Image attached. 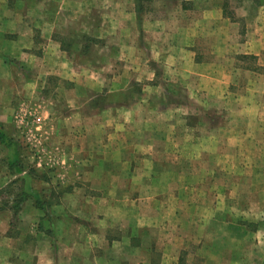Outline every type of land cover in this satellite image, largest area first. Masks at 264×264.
<instances>
[{"label": "rangeland", "instance_id": "obj_1", "mask_svg": "<svg viewBox=\"0 0 264 264\" xmlns=\"http://www.w3.org/2000/svg\"><path fill=\"white\" fill-rule=\"evenodd\" d=\"M262 2L264 0H228L225 10L234 21L239 19L242 20L241 23H246L244 16L247 15L246 18L251 19L249 14L255 15L257 12V19L264 22V6H258ZM49 3L50 0L40 4L42 12L38 13L40 17L36 18L38 17L36 10L39 8L36 0H0V124L19 144L26 172L34 171L31 184L33 188L41 192V198L47 207L46 210L38 207L31 196L17 207L20 192L25 183L9 168L6 161L7 148L0 143V207L4 210L13 209V213L11 212L13 216L9 217L11 225L5 235L13 240L16 252L31 256V258L20 259L15 255L6 258L5 261L7 264H129L125 257L124 247L118 248L121 254L116 260L101 258L103 255L110 254L111 247L110 243L103 241L104 236L118 238L124 231L121 229V223H114L113 226L107 225L108 221L105 219L108 217L104 204L108 203L107 200L111 197L121 198L123 202L133 197V195L115 192L110 194L111 187L103 189L105 184L110 186L111 182L110 179L103 178V175L110 169L108 167L110 157L116 158L121 152H131V149L117 148L115 150V147H109V145L88 149L85 144L89 133L99 132L97 127L99 123L105 129L104 132H100V138H110L109 113L104 109H109V106L116 101L124 105L130 95L126 92L112 93L111 80L114 74L106 71L105 68L101 75L96 74L97 78L90 76L94 69H97L95 62L102 61L106 65L109 63V60L102 58L109 54L102 48L111 39V34L105 26L107 33L102 35L94 36L87 33V30L84 35L70 34L67 36L70 38V47H73L75 43V50L78 48L77 54L84 55L79 60H85V71L82 72L78 67L77 70L80 71L75 70V75H73L74 79H83L78 90L82 95H75L78 94V91H75L77 80L56 77L58 75L54 74L51 65H48L47 60H43L45 45L39 27L41 24L37 23L39 19H47L44 10ZM174 4V0L148 1L146 2L147 9L140 18L141 20L145 17L148 19L161 18L166 11L173 9ZM4 14H6L5 17H2ZM21 15L27 17L29 26L34 25V30L32 34L23 35V40L19 42L21 40L19 30L25 26L18 22ZM97 21L99 20H88L86 28L89 29V23H99ZM241 26L239 25L240 40L245 37L243 36L245 28ZM72 29L78 30L77 26ZM21 48L24 51L19 50ZM21 53L23 59L18 57ZM231 57L230 60L234 59L239 66L253 68L261 66L257 69L264 74V49H262L261 56L253 53H237ZM153 66L160 71L157 77L165 80L162 66ZM151 68L152 66L148 69V74H145V81H149L146 76L152 73ZM119 70H123L121 73H124L126 67L121 66ZM245 74L240 75V81L234 84L228 92L231 95V107L245 106L248 108L249 111L244 116V126L246 135L253 138L255 146L236 145V142L241 139L231 136L234 139L232 141L234 145L221 147L217 139L223 137L220 129L232 127L226 119L228 115L225 114V116L220 111L226 103L211 102L212 100L207 99L203 92H191L181 85L179 94L166 96L170 107L169 112L165 115H151L148 122L160 126V134L162 133V138L167 142H170L168 139L174 140L179 136L183 140L187 139L188 142L193 139L199 140L201 145L170 147L167 144L159 148V151L166 155L163 164L157 159L152 163V156L157 158L156 152L151 151L152 155L150 153V155L143 156L144 149L137 148L135 152H131L136 160L128 165L131 174H126L128 167L123 170L119 165L116 167L115 171L120 173L118 181L125 185L126 178L129 176L128 185L130 187L139 189L150 187L153 188L155 195L158 192V189L156 190L158 184L164 185L167 190L179 188L182 195L178 201H182L184 209L185 205L190 202L199 204L205 198L210 200V196L203 193L213 188L214 196L212 197L215 198L216 205L223 199L222 205L229 204L233 208L231 209L233 214L237 213L236 205L238 204L241 206L240 212L246 218L253 219L254 222L264 219V80L252 89L255 74ZM137 75L142 76L140 73ZM90 78H94L96 82L99 81L98 85H92ZM100 81L105 85L103 86ZM137 83L133 80L128 89L139 90L141 86ZM124 90L126 91V88ZM72 95L75 96L72 97ZM261 95L262 97H257ZM113 107L119 106L113 104ZM251 108L255 110V113L250 111ZM95 125H97L96 131ZM210 135L217 139L219 145L216 146L215 143L208 145ZM260 138L262 141L258 144ZM151 149L156 151L158 147ZM212 155L214 164L210 166L209 159ZM142 156L147 163H141ZM216 167L218 169H215ZM162 170H166V175H160L161 178L158 179L156 173H161ZM176 170L179 172L178 175L173 174ZM213 170L216 179H211L209 176ZM222 171H227V178H223ZM112 182L114 185L117 183L116 180ZM222 184L228 188L225 192L220 188ZM79 196L91 199L101 197L103 198L101 199L102 205L94 211L89 206H85L84 209L77 207L76 200ZM165 200L169 205L177 201L173 195H165ZM175 210L176 208L173 212ZM81 211L87 214H82ZM143 213L149 214L150 217L154 215L152 211ZM177 213V220L174 219L173 213L171 214L170 225L166 226L167 229L163 228L162 231L158 229L154 232L162 235L163 242L159 245L152 243V234H150L146 236V243H139L137 251L147 249L151 254H156V246L164 244L165 249L179 252L180 244L173 242V234L178 228L176 224L183 218V213L179 211ZM125 215L124 210L123 216ZM89 219H94L93 223ZM256 225L263 228L261 233L264 240V224L256 223ZM138 233L140 235V232ZM188 242L185 249L181 250L184 252L181 253L184 264L193 262L194 259L189 258L188 253L193 252L197 246L191 244V241ZM8 244L6 243L5 246ZM167 263L175 264L176 260L170 259Z\"/></svg>", "mask_w": 264, "mask_h": 264}, {"label": "crops", "instance_id": "obj_2", "mask_svg": "<svg viewBox=\"0 0 264 264\" xmlns=\"http://www.w3.org/2000/svg\"><path fill=\"white\" fill-rule=\"evenodd\" d=\"M45 1L49 0H36L37 7H39L37 10L35 9L38 16L36 18L40 17L38 15L42 12L40 4ZM185 1L190 6L185 5L187 4ZM174 2L173 9L166 11L163 17L152 19L145 17L141 20L135 9L134 0H50L44 10L47 19L37 20V23L41 24L39 27L45 45V51L42 54L43 60H47L48 65H51L54 74L58 75L56 77L77 80L75 91L80 89V82L83 81V79L73 78L75 70L80 68L82 72L85 71L84 65L86 64L85 60H79L84 55L77 54L78 48L75 50L74 47L76 44L74 43L73 47H70V38L67 36L70 34L84 35L87 30V33L94 36L96 34L102 35L107 33L105 27L111 34L110 41L106 42L107 45L102 48L109 52V57L108 55L102 56V58L109 60V63L106 65L102 61L95 62L97 69H94L90 76L95 78L97 73L99 76L105 70L110 71L114 74L111 80L112 93L126 92L130 96L124 105L116 101L113 104L119 107H113L111 104L109 109H104L109 113L110 138H100V132H104L105 129L99 123L98 126H94L95 131L97 126L99 132L97 134L96 132L91 134V132L87 136L85 145L88 149H90L89 147L99 148L103 145H109V147H115V150L117 148L125 150L130 148L131 152H135V149L139 148L144 149L145 154L143 156L150 155V153L152 155L153 152L151 151L156 152L157 158L153 155L152 163L157 159L158 161L161 160L163 164L166 155L162 154L159 148L165 147L167 144L170 147L192 146L193 144L200 146L199 140L193 139L188 142L187 139L183 140L179 136L175 137L174 140L168 139L170 142H167L162 138V133L160 134V126L148 122L151 115H165L166 112H169L170 107L166 101V96L179 94L181 85L191 92H203L207 99L212 100L211 102L226 103L220 111L223 115H228L225 116L232 127H222L220 130L223 132V137L217 138L218 135L216 136L221 147L234 145L232 142L234 139L231 136H237V139H241L236 142V145L255 146L253 138L246 135L244 126V116L249 110L245 106L241 108L231 107V95L228 91L240 81L242 73L256 75H253L255 82L252 89H255V85L264 80V74L257 69L261 66L254 68L239 66L234 59L233 61L230 59L233 58L232 55L237 53H253L256 56H261L262 49H264V22L257 19V12L255 15L249 14L251 19L246 18L247 15L243 14L246 23H241L242 20L239 19L234 21L225 10L228 0H174ZM262 3H259L258 6L263 7ZM92 19L99 20L97 21L99 23H89V29H87L86 23ZM18 22L25 25L23 29L19 30V38L21 39L19 42H21L23 35L32 34L34 25H28L25 15L19 16ZM106 22L107 25H105ZM239 25L245 28L243 30L245 37L242 40L239 39L241 36ZM75 26L78 30H71ZM19 50L24 51L22 48ZM18 57L23 59L22 53ZM75 58L78 59L75 60ZM153 65L162 66L165 80L157 77L160 71ZM121 66L126 67L124 73H121L123 70H119ZM150 66H152V73L146 76L149 81H145V74H148ZM104 68L105 70H103ZM137 73L142 74V76H138ZM94 78H90L93 83L95 82L92 85H98L99 81L96 82ZM133 80H136L137 85L141 86L139 90H129V85ZM101 84L105 85L103 82ZM77 93L75 95H82L79 91ZM262 95L257 97H262ZM232 97L234 99V96ZM250 111L255 113L253 108ZM186 126L191 128L189 125ZM209 138V146L213 143L216 146L219 145L217 139H214L212 135ZM258 141V144H261L262 139H258ZM155 146L158 147L156 151L151 149ZM131 152H121L116 158L110 157L108 165L110 169L107 172L102 171L104 172L103 178L111 180L110 186L105 184L103 189L111 187L110 194L115 192L133 195V197L127 198L126 202H123L121 198L111 197L107 200L108 203L104 204L108 217L105 219L108 221L107 225L113 226L114 223H121V229L124 231L118 238L104 236L103 241L110 243L111 247L110 254L103 255L101 259L112 260L113 258L116 260L117 256L121 254L118 248L124 247L125 257L129 264H168L167 260L170 259L176 260L175 264H184V258L181 256V253L184 252L181 250L185 249L187 241H189L188 243L191 241V244L197 246L193 252L188 253V257L194 259L190 264H264V240L261 233L263 228L256 225V223L264 224V219L254 222L253 219L246 218L240 212L241 206L238 204L236 205L238 207L237 213L233 214L231 212L233 208L229 204L222 205L223 199L216 205L214 203L215 198L212 197L214 196L213 188H209L203 193L209 195L210 200L205 198L199 204L190 202L185 205L186 208L184 209L182 201H178L182 195V192L178 190L179 188L167 190L164 185L158 184L159 186H156L158 192L154 189L155 195L153 188L150 187L140 189L130 187L128 185L129 176L126 178L125 185L120 183L118 181L120 173L115 169L118 165L121 170L128 167L126 174H131L128 165L136 161ZM143 156L141 163L145 164L147 160ZM212 157L213 155L209 159L210 166L214 164ZM165 171L156 173L158 179L161 178L160 175H166ZM173 174L178 175L179 172L176 170ZM222 174L224 179L227 178V171H222ZM141 176L143 177V174ZM209 176L211 179H216L215 171H211ZM114 180L117 181L115 185L112 182ZM224 185L222 184L220 188L225 192L228 188ZM165 195H173L177 201L169 205L166 203ZM101 199L103 198L91 199L90 197L79 196L76 204L77 207L83 209L85 206H89L94 211L102 205ZM174 208L176 210L173 212ZM124 210L126 211L125 216H123ZM85 211H81L82 214H87ZM114 211L117 212L114 213ZM144 211H152L154 215L150 217L149 214L143 213ZM177 211L183 213V218L176 224L179 230L178 228L175 229L176 232L173 234V242L180 244L181 250L179 252L165 249L164 244L158 246L164 240L162 235L154 233L158 229L160 231L167 229L166 226L170 225L172 213L174 219L177 220ZM11 212L13 213L12 208L4 210L0 207V264H7L5 259L15 255L19 256L20 259L31 258L30 255L16 252L13 240L8 239L5 235L11 225V218H9L13 216ZM167 212L168 214H166ZM89 220L92 223L94 221V219ZM82 221L85 220L82 219ZM150 234H152V243L158 244L156 254H151L147 249H141L138 252L136 248L139 243H146V236ZM6 243L12 245L5 246ZM155 259L157 260L155 261ZM114 262L116 263V261Z\"/></svg>", "mask_w": 264, "mask_h": 264}, {"label": "trees", "instance_id": "obj_3", "mask_svg": "<svg viewBox=\"0 0 264 264\" xmlns=\"http://www.w3.org/2000/svg\"><path fill=\"white\" fill-rule=\"evenodd\" d=\"M136 11L141 16L147 9L146 2L151 0H134ZM0 143L7 148L6 161L10 169L17 175L20 179L24 180L25 186L20 192V199L17 207L24 203L29 196L33 197L35 203L38 207L42 209H47L45 202L41 198V192L33 188L31 181L33 179V170L26 172L25 165L22 162V154L19 144L10 136L0 124ZM17 211V209L15 210Z\"/></svg>", "mask_w": 264, "mask_h": 264}]
</instances>
